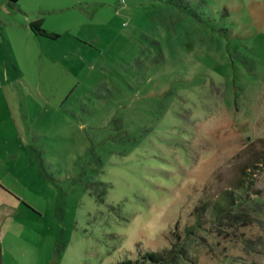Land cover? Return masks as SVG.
<instances>
[{"label": "rangeland", "instance_id": "rangeland-1", "mask_svg": "<svg viewBox=\"0 0 264 264\" xmlns=\"http://www.w3.org/2000/svg\"><path fill=\"white\" fill-rule=\"evenodd\" d=\"M0 1V191L18 202L0 214L2 264H117L169 247L264 141V0H188L200 21L167 0L50 16ZM41 18L57 38L31 32ZM237 233L264 240L258 224ZM231 238L200 233L189 258L264 264V246Z\"/></svg>", "mask_w": 264, "mask_h": 264}, {"label": "trees", "instance_id": "trees-1", "mask_svg": "<svg viewBox=\"0 0 264 264\" xmlns=\"http://www.w3.org/2000/svg\"><path fill=\"white\" fill-rule=\"evenodd\" d=\"M11 4L19 0H6ZM179 11L188 14L192 12L188 0H167ZM29 28L35 36L57 38L58 35L42 29L40 21H32ZM259 150L254 151L242 163L231 184L220 190L214 196H206L199 201L190 213L191 223L183 229V236L177 233L169 239V247L159 251H140L138 258L125 260L117 264H188L192 263L186 249V241L199 237L200 233L231 239L243 246L249 253H261L264 246L263 237L240 240L239 228L258 224L264 233V185L258 183V176L264 173V141H258ZM1 264V247H0Z\"/></svg>", "mask_w": 264, "mask_h": 264}, {"label": "crops", "instance_id": "crops-1", "mask_svg": "<svg viewBox=\"0 0 264 264\" xmlns=\"http://www.w3.org/2000/svg\"><path fill=\"white\" fill-rule=\"evenodd\" d=\"M34 1H35V4H33L30 7L28 6L32 12L40 13L42 16H50V15H56V14H63V12L73 10L77 8V5H80L81 2H83L84 0H69L68 2H66V0L64 2H61L60 0H34ZM38 21H40V23L43 25L46 20L45 18H41ZM8 195L9 194H7L6 192L0 191V196L3 197V200L0 199V214L1 213L7 214V211H10L9 208L16 209L18 207V202L14 199H11ZM2 222H3V219H1L0 223L2 224ZM0 235H1V232H0ZM4 235H6V233ZM4 235H1V236H4ZM1 264H2V261H1Z\"/></svg>", "mask_w": 264, "mask_h": 264}]
</instances>
